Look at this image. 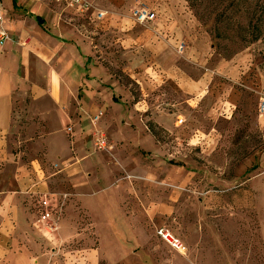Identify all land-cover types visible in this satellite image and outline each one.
Segmentation results:
<instances>
[{"label":"rangeland","instance_id":"1","mask_svg":"<svg viewBox=\"0 0 264 264\" xmlns=\"http://www.w3.org/2000/svg\"><path fill=\"white\" fill-rule=\"evenodd\" d=\"M33 1L46 3L90 46L98 71L87 77L98 86L92 93L78 88V105L106 120L101 133L109 146L96 150L99 131L90 138L84 129L80 152L71 145L69 166L49 161L38 133L22 130L33 122L19 105L14 131L1 136L0 162L12 171V162L29 165L36 157L49 161V175L62 171L50 178L52 190L62 192L52 207L68 196L57 224L64 236L78 238L58 244L57 232L47 229L50 240L38 242L31 264H61L74 250L78 264H264V0H85L114 21L107 28L54 0ZM144 7L156 17L137 35L132 17ZM125 20L131 24L124 27ZM145 35L152 38L147 48ZM222 62L236 64V78L216 73ZM150 70L161 77L151 78ZM171 70L194 80L209 73L208 83L187 93ZM85 190L99 196L76 198ZM96 199L112 224L101 241L86 212ZM160 229L184 248L168 245Z\"/></svg>","mask_w":264,"mask_h":264},{"label":"crops","instance_id":"2","mask_svg":"<svg viewBox=\"0 0 264 264\" xmlns=\"http://www.w3.org/2000/svg\"><path fill=\"white\" fill-rule=\"evenodd\" d=\"M76 12L95 19L105 27L109 23L110 26L114 23L105 19V11L95 7L85 14ZM99 13L104 14L101 19L98 18ZM0 17L3 28L10 36V41L0 46V148L3 144L1 136L12 134L19 105L24 102L22 116L27 121L33 122L22 128L24 133L37 132L41 143L38 149L46 153V158L49 161L62 160L61 165H68L71 159H74H69L71 145L78 146L84 129L85 135L92 138L95 131L106 133L104 128H107L104 124L106 120L103 123L102 118L97 125L93 124V117L98 115V111L88 114L90 111L78 105V96H80L78 88L80 90L81 87H85L84 91L92 93L89 88L98 86L96 81L90 79L94 75L90 74L89 78L87 77L90 69L91 72L98 71V64L92 65L91 55L87 52L90 46L84 42L85 37L78 35L76 28L66 26L65 21L57 13L52 15L46 3L42 1L0 0ZM134 20L132 17V21L140 26L137 30L139 35V32L143 30L141 27L145 25H140ZM130 24V20L122 22L124 27ZM129 37L134 40L139 39L136 33L129 34ZM144 39L147 42L145 44L147 48L152 38H147L145 35ZM199 39L197 37L194 43L198 44L197 47L203 43V40ZM166 43L168 46L167 40ZM158 48L163 50L162 52L166 50L161 43H158ZM149 73L151 78L159 75L157 71L150 70ZM216 73L236 78L237 66L234 63L222 62ZM170 78L182 81L180 83L182 89L192 93L194 90L206 87L209 73H203L194 80L181 70H171ZM96 89L98 90V87ZM86 97L99 100L95 96L86 95ZM106 97L107 99L103 100L109 101V95ZM113 99L114 95H111V101ZM19 100L20 103L17 102ZM88 102L89 100L83 99V103ZM110 116L108 115L107 118ZM36 119L38 122L34 123ZM87 121L89 123L86 126ZM70 135L74 139L73 142L69 139ZM91 146L94 150L93 140H91ZM76 149L78 153L81 150L79 146ZM30 161L29 165L20 160L12 162L14 167L12 171H6L4 166L6 167L7 163L0 162V264H31L36 257L33 249L39 248L38 242L43 239L50 240L46 224L40 221L38 206L41 199L62 194L52 190L50 183V178L61 174L62 171L58 173L53 171V166L56 164L53 161L55 164L52 162L53 165L50 166L53 174L49 175L45 171L49 161L36 157ZM77 164L74 165L77 166ZM74 165L72 164V167ZM28 166L31 167L30 170ZM88 193V191L77 192L76 198L99 196L92 197ZM102 205V199H96L94 208L86 211L90 214L91 226L97 227L100 233V241L106 238V233L110 230L109 225H112L109 224L111 218L108 217V209L104 207L102 211L105 213H101ZM67 207L66 205L62 210V218L65 216ZM60 218L61 216L58 220ZM58 220L55 219L54 222ZM57 228L55 236L57 243L78 242L76 234L71 236L67 234L69 232H65L67 236H64L58 224ZM69 229L74 230L75 233L78 232L75 230L76 227ZM77 258L78 250H74L66 254L61 264H78Z\"/></svg>","mask_w":264,"mask_h":264},{"label":"built area","instance_id":"3","mask_svg":"<svg viewBox=\"0 0 264 264\" xmlns=\"http://www.w3.org/2000/svg\"><path fill=\"white\" fill-rule=\"evenodd\" d=\"M60 5H64L70 9L79 11L80 13H88L92 10L93 6L90 5L85 0H54ZM103 13H99L98 18L101 19L103 17ZM156 15L154 11H151L148 8H138L133 13V18L135 21L140 25H147L149 22H152L155 19ZM8 41H10V36L8 32L3 28L2 26V18L0 17V46H3ZM184 45L180 47V50H183ZM264 110V107L262 108ZM100 116H97L94 118L93 122H97L99 120ZM108 140L105 135H103L101 132H96L95 138H94V147L96 150L99 151H105L108 149ZM56 169L59 168V166H55ZM67 195L65 194L62 198V202L54 207H52V201L51 196L48 197V199H41V202L39 204V210H40V221L46 224L47 229H51L52 231H57V221L56 223L54 220L56 217L61 213L63 210L65 199H67ZM60 209V210H59ZM60 212V213H59ZM58 219V217H57ZM56 219V220H57ZM158 235L161 237L163 241H165L168 245L173 247L177 250H182L184 247L182 244L175 239V237L172 236V234L165 230L160 229L158 232Z\"/></svg>","mask_w":264,"mask_h":264},{"label":"trees","instance_id":"4","mask_svg":"<svg viewBox=\"0 0 264 264\" xmlns=\"http://www.w3.org/2000/svg\"><path fill=\"white\" fill-rule=\"evenodd\" d=\"M196 1H199V0H196ZM201 1V0H200ZM241 2H247V0H239ZM218 36V35H217ZM219 37V36H218ZM257 38H253V39H250L248 42H253V41H256Z\"/></svg>","mask_w":264,"mask_h":264}]
</instances>
